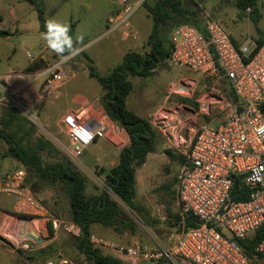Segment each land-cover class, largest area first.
I'll return each mask as SVG.
<instances>
[{
	"label": "built area",
	"instance_id": "built-area-1",
	"mask_svg": "<svg viewBox=\"0 0 264 264\" xmlns=\"http://www.w3.org/2000/svg\"><path fill=\"white\" fill-rule=\"evenodd\" d=\"M120 4L115 28L127 26L136 10L134 0H121ZM199 7L204 32L189 25L176 27L170 34L172 51L167 62L203 77L227 81L236 100L210 95L204 102L198 101L199 110L185 108L183 120H179V113L172 117L165 112L153 118L152 125L168 147L188 149L176 184L181 230L169 247L160 243L154 248L141 243L131 247L98 244L108 256L125 264H264V241L254 247L252 256L246 255L239 243L252 239L264 224V131H258L264 127V42L249 39L236 45L223 22ZM47 74L51 89L74 77V72L58 65ZM193 89L189 82L180 83L173 92L193 94ZM7 101L21 112L28 111L0 80V104ZM65 124L66 150L75 162L87 147L110 132L106 117L89 119L87 110L71 114ZM26 178L23 168L5 171L0 166V194L24 199L28 206L43 211L42 204L29 194ZM237 179L249 191L244 201L231 197ZM42 218L53 231L62 229L72 237L81 236V228L74 222L49 213ZM27 220L39 235L38 220ZM187 220L197 226L186 228ZM16 240L20 249L29 250L27 239Z\"/></svg>",
	"mask_w": 264,
	"mask_h": 264
},
{
	"label": "rangeland",
	"instance_id": "rangeland-1",
	"mask_svg": "<svg viewBox=\"0 0 264 264\" xmlns=\"http://www.w3.org/2000/svg\"><path fill=\"white\" fill-rule=\"evenodd\" d=\"M6 0L0 3V22L4 24V27L9 28L13 27L11 24L12 18L10 14V8L6 5ZM202 6L212 14L215 18L220 19L225 25L228 32L231 34L233 41L236 45H241L247 40L252 39L253 41L259 42L260 40L264 41V0H258L257 11L254 14L250 9L244 12V16H240V10L235 6V0H206L202 2ZM27 10L24 9V6L17 5V13L20 16H26L30 21H32V16L34 15V10L30 4L27 5ZM23 8V9H22ZM29 9V10H28ZM31 12V16L30 13ZM1 24V23H0ZM171 32L167 35L168 39L170 38ZM38 38L35 36L33 40L27 35H15L9 41V44L0 48V74L7 73L9 68L21 67L24 68L28 65L29 59L27 58L28 53L31 56H38L39 49ZM32 44V45H31ZM82 44V43H81ZM12 45L14 47L12 48ZM23 46H27V49H23ZM78 47L82 45H78ZM62 62L61 59L55 54L52 55V63ZM87 61L83 56V53L75 56L72 60L68 62H62L66 66V70L74 72V77L65 83L64 94L57 100H52L57 111L65 110L69 106L74 105V99L72 98L75 94H80L84 97H90L93 92L92 86H85L84 79L81 77H76V69H71L72 64L81 63ZM48 67L43 69L39 75L44 74L47 71ZM102 74H107L106 71L101 70ZM182 83H191L194 85L193 94L190 92H185L183 95H178L172 93L166 106L165 112L168 116H175V112H169L171 109L176 107L179 103L182 105L192 106L195 110H198L200 107L190 103H184L181 99L190 100L193 103L195 99H202L204 102L208 96L213 95L219 97L220 99H230V88L227 87L225 81H218L215 79L203 77L196 73L191 72L190 70L178 66H170L169 63L159 66L157 72L153 75L141 78L135 77L132 78V83L134 85L133 92L129 97L128 107L135 111L138 115L146 117L151 114L159 104L164 103L165 97L169 91V87L177 83L179 80ZM48 75L45 77L47 83ZM188 81V82H187ZM93 83L100 87L98 82L93 79ZM58 87V86H57ZM53 91V90H52ZM175 91V87L172 89ZM191 96L192 98H190ZM203 96V98H202ZM78 98V97H76ZM79 103V99H76ZM21 102V101H20ZM23 106L27 108L28 111H22L17 109L21 113V117L27 122L26 128H17L20 135L24 134V129L33 130L31 132L32 139L34 141L42 140L45 143L55 147V151L50 152L48 150L43 151V158L45 164L55 163L58 161L70 162L72 166L83 174L87 179V195L92 196L96 193L107 191L105 184V176L110 167V164L105 160L107 156L112 154V149L110 145H113L111 141H106L105 139H100L92 143L80 157L79 162H75L71 159L67 153V148L69 146V141L67 135L64 133L62 128L59 125H47L42 117L40 112L37 109H32L28 106L27 103L21 102ZM97 107H102L101 96L99 101L96 102ZM100 109V108H99ZM102 115L98 118L106 117L108 123L113 127V121L107 116L106 111L102 107ZM177 111V110H176ZM179 116H182L180 119L183 120L185 117L184 111H177ZM2 111H0V131L4 129L2 124ZM205 118V117H203ZM150 119V117H148ZM113 124V125H112ZM30 128V130H29ZM111 136V135H110ZM161 139V135H160ZM114 145L118 143V137L114 136ZM161 149L157 155L159 160L155 164L154 161H151L146 166L145 172L140 173V183L141 187L139 188L137 199L146 208V213L149 212V221H152V229H148L144 226L141 217L136 213L129 210L122 203H120L125 214L133 220L135 226L137 227V234H139V241L142 243H150L151 239H157L160 244L165 247H169L175 241V237L171 238V232H177L179 234L180 229L175 227V216L179 212V205L176 194V178L178 174V169L180 162H172L169 158L163 154L167 151L168 148L164 146L162 141ZM7 151V144L3 138H0V166L5 170H11L17 166V161L9 157H2L3 154ZM116 153H114L113 161L116 162ZM152 159V158H151ZM151 174V175H150ZM30 182L32 184L37 183V179L33 175H29ZM149 177L151 178L152 185H149ZM38 185V184H37ZM41 192H38L35 195L37 199L42 198V203L49 207L48 210L56 217L62 218L64 220L69 219V202L68 197L63 189L58 184L48 183H39ZM164 187H168L165 188ZM47 195H52L53 199L47 197ZM115 199V196L111 194ZM46 197V198H44ZM13 198H8L5 196H0V209L3 211H13ZM173 214V215H171ZM23 218L1 215L0 216V244L12 253L14 257L19 252L20 249H17L13 246V241L19 237L18 227L19 221ZM168 228L164 227L167 226ZM170 226V227H169ZM176 233V234H177ZM173 235V236H176ZM17 236V237H16ZM73 238V237H72ZM75 238V237H74ZM149 245V244H148ZM153 246V243L150 244ZM99 247V246H98ZM100 248V247H99ZM102 250V249H101ZM67 252V251H66ZM103 253L107 255V252L102 250ZM8 253V252H7ZM57 253V251L55 252ZM69 255V253L67 254ZM65 255L66 257H68ZM24 258V257H23ZM25 259V258H24ZM75 263L78 264H89L84 260V257L76 251L73 257L70 258ZM0 264H8L5 258V251L0 247ZM12 264H23L20 260L14 258ZM147 264V263H143Z\"/></svg>",
	"mask_w": 264,
	"mask_h": 264
},
{
	"label": "crops",
	"instance_id": "crops-1",
	"mask_svg": "<svg viewBox=\"0 0 264 264\" xmlns=\"http://www.w3.org/2000/svg\"><path fill=\"white\" fill-rule=\"evenodd\" d=\"M38 1L41 2L44 6L45 9L44 17L46 21L48 19H55L62 23L69 24L70 27L74 25L75 27L74 39L76 37H81V36L83 37V39L78 42V45H82L80 46V48L82 49L81 53H84L87 57H89L93 61L96 70L101 75H104L101 73V70H104L106 71V73H109L112 69L119 66L123 62L125 55L129 52L133 51L140 54H146L149 52L150 49L149 38L153 32V20L150 17L144 5L154 6L159 0H134L136 4V10L130 17L128 25L122 28L114 27L115 19L121 9V4H120L121 0H38ZM1 2H3V0H0V3ZM5 3L10 8V14L12 18V22L10 25L13 24L12 25L13 27L10 26L9 28H6L4 27V24L0 22L1 23L0 30H4L10 33L9 36L0 38V48L8 45L9 41L15 35H27L32 40L35 36H37L38 43H36V45H38V49H39L38 56L34 57L28 53L27 58L29 59V63L26 67L9 68V71L7 73L0 74V80L8 89V91L12 93L13 98L18 101L27 103L28 106L32 109H37L40 112L43 121L47 125L50 124L59 125L66 135H67V125L65 124V119L69 117L71 114L79 113L81 110H87L89 119L92 118L94 119V118H98V116H101L102 112H104L102 111L103 106L99 107L100 108L99 109L97 107L96 102L99 101V97L102 94V87L100 86L98 88V86L96 87V85L93 83V79L95 78L90 77L88 67L86 66V62L76 63L75 65L72 64L71 69H76V71H78L76 72L77 74L76 77L78 78L82 76V78L84 79L83 81L85 82V86H90V87L92 86L93 92L91 93V96L84 97L80 94H75L72 97L74 99L73 106H69L65 110H59V111L56 110L52 100H57L61 96H63L65 84L55 89H51L49 86V80L51 77L49 76V74H47V71L51 67L56 65L61 66L64 69L67 68L64 65V63L62 64V62L52 63V55L53 54L55 55V53L49 50V48L47 47V45L45 44L42 38L43 32L41 31L38 14L33 4L29 0H6ZM28 4H30L34 10L32 21H30V19H28L26 16H20L17 13V8H16L17 5H21V6L23 5L24 9L27 10ZM29 13L31 16V12ZM197 24L204 29L202 16H200V20ZM13 47L14 45H12V48ZM27 47L28 45L27 46L22 45L23 49H27ZM34 64H37L36 70L33 72H29L28 67H32L34 66ZM47 67H48L47 71L44 74L39 75V73H41L42 70ZM157 69L154 71V73L157 72ZM46 75H48L47 83L45 81ZM132 78H130V80ZM181 81L182 80L180 79L177 83L169 87V91L165 97L164 103L159 104L157 108L148 116L142 117L128 107L129 97L131 94L127 98L128 109L136 113L138 116L149 120L151 123L154 117L158 116L160 113H163V111L166 110L165 105L167 104L171 94L174 93L172 89L174 87H177L181 83ZM225 83L227 84V87H229L228 82L225 81ZM133 89H134V85H133ZM189 97L192 98L191 96ZM76 99L80 100L79 103ZM201 100L195 99V102H197V105L199 107L201 105L198 101ZM229 100L232 101V98L230 97ZM5 105L15 108L8 101L3 104H0V107ZM185 108H187V110L194 109L192 106L182 105L181 103H179L169 112L174 111L176 116V114H178L177 111H181V112L185 111ZM166 111H168V109ZM148 117H150V119H148ZM178 117L180 120L182 116H179L178 114ZM109 127H110V132L108 136L104 138L107 142L111 141V143H113V145H110L112 149V154L105 158V160L110 164L108 170L115 168L119 164V157L122 149L129 146L130 144V137L122 127H120L117 124H114L113 127H111L110 123H109ZM154 129L161 135L160 144L157 146L156 152L149 154L146 163L136 172L137 196H138L139 188L141 187L142 184L140 183V173L142 171L145 172L146 166L148 165L149 162L154 161L155 164L158 163L157 161L159 160V158L157 157V155L161 150L159 148L162 145V141L164 143V146L168 148L167 151H171L175 155L174 158L169 157L165 151V154H163V156L166 155L169 158V160L172 162L181 163L178 169V173L181 166L186 162L185 153H187L188 149L183 148L180 150H176L174 148L168 147L163 135L155 127ZM114 136L115 137L117 136L119 139L118 143L115 145L114 143L116 142H114L113 140ZM188 137H190V139L187 141V144L189 146L191 136L189 135ZM114 153H116L117 155L116 162L113 161L114 158H110V157H114ZM17 168H23V167L19 166L18 163L17 166L13 169H17ZM175 180L177 184V178ZM148 183L149 185H152V181L150 177ZM29 191H30L29 194H31L37 201H39L42 204L43 211H37L36 209L28 206L24 199H19L15 196L0 194V196L13 198L14 200V204L12 206L13 211L12 210L3 211L0 209V216L8 215L19 218H26V219L31 218L38 220L37 223L39 225L38 227L39 235L38 234L37 235L42 240V243L40 244L26 240L30 248L29 250H22L19 248L20 243L15 239L12 242L13 246L17 249H20L19 250L20 253H18L16 257H14L12 253H9V251L0 244V247H2L3 250L5 251V258L8 264H12L14 258L20 260L23 264H49V263L66 264V262L67 264H78L70 260V258L73 257L77 251L75 238L74 237L72 238L71 235L67 234L62 229L58 231H53L51 225L47 222L46 219H43L42 216H45L48 213L51 214L52 216L54 215L48 210L49 207H46L41 202L42 198L37 199L35 195L32 193L30 188ZM98 194L99 193H96L95 195ZM47 197L51 198L50 200L53 199L52 195H47ZM147 210L148 213L151 215L149 209ZM65 221L72 222L70 214H69V219ZM151 222L152 221H149L147 225L144 223L143 224L146 228L152 229ZM164 227L168 228V225ZM178 228L181 230L180 223ZM90 230H91V242L96 247H98V244L101 242H113L124 247H131L135 243H141L149 248H154L155 244L159 243L157 239H153V238H150L151 242L147 244L139 241L138 238L139 234H137L136 232L137 227L135 230L127 229L124 230V232L122 233H117L112 228L104 227L99 224H94L91 226ZM176 233L173 231L171 232L172 235L171 238L175 237V241L179 237L180 232L179 234ZM175 234L176 236H173ZM152 243L153 246L150 245ZM56 251L57 253H55ZM68 253L69 255H67ZM65 255H67L68 257H66Z\"/></svg>",
	"mask_w": 264,
	"mask_h": 264
},
{
	"label": "trees",
	"instance_id": "trees-1",
	"mask_svg": "<svg viewBox=\"0 0 264 264\" xmlns=\"http://www.w3.org/2000/svg\"><path fill=\"white\" fill-rule=\"evenodd\" d=\"M37 14L41 31H45V9L38 0H29ZM206 0H159L154 6L144 5L153 20V32L149 38V52L140 54L129 52L123 62L109 73L101 75L96 70L93 61L84 53L90 77L95 78L102 87L101 103L107 116L122 127L130 137L129 146L122 149L119 164L104 173L107 191L98 195H87V179L75 169L70 162L58 161L45 164L43 151L53 152L55 147L42 140L34 141L31 132L24 129L20 135L17 128H26L27 122L21 113L11 106H1L2 124L0 138L7 144L4 157L15 159L19 166L26 170V185L33 194L41 192L39 183L58 184L63 187L69 202V214L72 222L81 228V236L75 238L76 248L89 264H125L111 256L105 255L101 249L91 242V226L99 224L112 228L117 233L124 230H135L136 226L122 209L120 203L141 217L144 224L149 223V214L146 208L137 199L136 172L147 160L149 154L155 153L160 144V134L154 129L150 121L138 116L127 107V98L133 91L132 77H149L162 65H165L171 55L172 46L168 34L176 27L189 25L200 32H204L197 23L200 20L201 9L199 5ZM235 6L240 10V16L251 10L257 11L258 0H235ZM74 25L71 26V35L74 38ZM10 33L0 30V38ZM264 42L260 40L259 43ZM37 64L28 67L29 72L35 71ZM232 101L236 98L230 90ZM184 103L197 104L186 99ZM169 157L174 158L171 151H166ZM183 159V157H182ZM29 175L37 179V183L30 182ZM38 184V185H37ZM168 188V187H164ZM113 194L115 199L112 197ZM249 191L236 180L231 197L234 201H244ZM173 215V214H171ZM180 223L179 213L175 216V227ZM197 226L193 220H187L186 228ZM264 241V224L257 230L252 239L239 241L243 252L252 256L254 247Z\"/></svg>",
	"mask_w": 264,
	"mask_h": 264
},
{
	"label": "clouds",
	"instance_id": "clouds-1",
	"mask_svg": "<svg viewBox=\"0 0 264 264\" xmlns=\"http://www.w3.org/2000/svg\"><path fill=\"white\" fill-rule=\"evenodd\" d=\"M42 38L49 50L54 52L62 62L72 60L82 51L77 44L83 37H76L74 39L71 35L70 25L55 19H48L46 21ZM258 131H264V127L258 129Z\"/></svg>",
	"mask_w": 264,
	"mask_h": 264
},
{
	"label": "water",
	"instance_id": "water-1",
	"mask_svg": "<svg viewBox=\"0 0 264 264\" xmlns=\"http://www.w3.org/2000/svg\"><path fill=\"white\" fill-rule=\"evenodd\" d=\"M18 236L38 244L42 243V240L32 230L26 218H23L19 221Z\"/></svg>",
	"mask_w": 264,
	"mask_h": 264
},
{
	"label": "bare ground",
	"instance_id": "bare-ground-1",
	"mask_svg": "<svg viewBox=\"0 0 264 264\" xmlns=\"http://www.w3.org/2000/svg\"><path fill=\"white\" fill-rule=\"evenodd\" d=\"M34 231V230H33ZM35 232V231H34ZM35 234H37L36 232H35Z\"/></svg>",
	"mask_w": 264,
	"mask_h": 264
}]
</instances>
